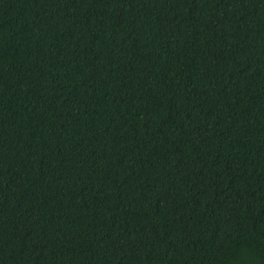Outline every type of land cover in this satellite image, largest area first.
<instances>
[{
	"label": "trees",
	"instance_id": "trees-1",
	"mask_svg": "<svg viewBox=\"0 0 264 264\" xmlns=\"http://www.w3.org/2000/svg\"><path fill=\"white\" fill-rule=\"evenodd\" d=\"M0 264H264V0H0Z\"/></svg>",
	"mask_w": 264,
	"mask_h": 264
}]
</instances>
